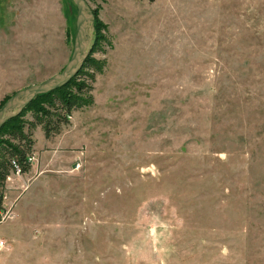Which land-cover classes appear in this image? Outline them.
Here are the masks:
<instances>
[{
  "label": "rangeland",
  "instance_id": "1",
  "mask_svg": "<svg viewBox=\"0 0 264 264\" xmlns=\"http://www.w3.org/2000/svg\"><path fill=\"white\" fill-rule=\"evenodd\" d=\"M86 1L105 64L55 134L81 159L13 182L31 196L2 263L264 264V0ZM76 13L0 0V102L63 70Z\"/></svg>",
  "mask_w": 264,
  "mask_h": 264
},
{
  "label": "trees",
  "instance_id": "2",
  "mask_svg": "<svg viewBox=\"0 0 264 264\" xmlns=\"http://www.w3.org/2000/svg\"><path fill=\"white\" fill-rule=\"evenodd\" d=\"M152 2L153 0H148ZM94 20V42L90 53L79 73L66 86L56 89L50 93L37 96L19 116L8 121L0 130V210L1 197L5 190L6 178L15 171L14 164L19 167L22 174L29 171L30 165L27 158L32 152L33 131L37 126H41L46 138L59 132L62 124H67V119L73 110H78L92 104V96L89 94L91 86L87 85L80 75L86 74L91 81L94 80L95 73H102L104 61L95 59L92 55L101 50L103 42L107 41L105 35L107 26L101 22L97 16V11H93ZM86 69L92 70L89 74ZM6 97L0 102V108L8 100ZM51 108L56 110L51 111ZM27 112H31L34 121L24 119ZM53 117H57L53 122ZM27 128V131H25ZM14 163V164H13Z\"/></svg>",
  "mask_w": 264,
  "mask_h": 264
},
{
  "label": "crops",
  "instance_id": "3",
  "mask_svg": "<svg viewBox=\"0 0 264 264\" xmlns=\"http://www.w3.org/2000/svg\"><path fill=\"white\" fill-rule=\"evenodd\" d=\"M1 22V20H0ZM2 26L0 25V32L2 31ZM4 32V31H2ZM15 70L14 61L10 58L6 59L5 56H0V100L3 96L12 93L14 90L11 89V85H9L11 79V71ZM15 78L13 73L12 79ZM70 137L68 135H54L49 138H46L41 127H36L33 131L32 139H33V147L32 154L35 156V161L30 166V169L27 173L23 174V176L19 177L22 181L25 178H28L30 175H35L38 171L42 172L47 170L48 168L54 167H62L67 165L70 162L77 161L81 159V152H78L77 146H80V143L73 142V145L70 151H64V149L68 148ZM76 145V147L74 146ZM64 152H69L65 153ZM17 177L13 176L11 181L6 183V188L9 190V194H7V200L3 202V210L8 208L11 211V216L4 220L0 221V226L3 224V227L0 230V240L4 241V246L0 247V264L2 261H5L7 252L10 251V244H14L15 239L18 235V231L26 228V225L23 224V227L20 222L22 217L21 212L28 207V198L29 191L26 193L22 192L18 194V192L12 191L15 188V183H13ZM22 181L21 184H22ZM18 185V184H16ZM28 193V194H27ZM27 224V223H26Z\"/></svg>",
  "mask_w": 264,
  "mask_h": 264
},
{
  "label": "water",
  "instance_id": "4",
  "mask_svg": "<svg viewBox=\"0 0 264 264\" xmlns=\"http://www.w3.org/2000/svg\"><path fill=\"white\" fill-rule=\"evenodd\" d=\"M76 7L75 37L70 59L63 70L45 81L14 93L0 108V130L39 95L66 86L82 69L94 42L95 16L86 0H72Z\"/></svg>",
  "mask_w": 264,
  "mask_h": 264
},
{
  "label": "built area",
  "instance_id": "5",
  "mask_svg": "<svg viewBox=\"0 0 264 264\" xmlns=\"http://www.w3.org/2000/svg\"><path fill=\"white\" fill-rule=\"evenodd\" d=\"M34 161H35V156L33 154L32 155H29L28 158H27V163L29 165H32V163ZM78 166L79 165L77 164L76 167H78ZM14 167H15V171L14 172H11V174L6 178V181H5V190L3 191L2 197H1V202L2 203L4 202V200L7 199L6 183H8L9 181H11V179L13 178V176H15V177H21L23 175L20 172L19 167L16 164H14ZM9 216H10L9 210H5V209L3 210L2 207H1V210H0V218H1V221H4ZM3 246H4V241L0 240V247H3Z\"/></svg>",
  "mask_w": 264,
  "mask_h": 264
}]
</instances>
